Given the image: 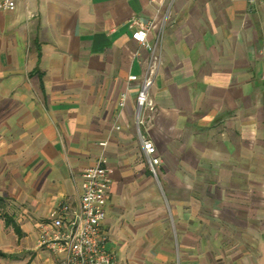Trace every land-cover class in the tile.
<instances>
[{
	"label": "crops",
	"instance_id": "crops-1",
	"mask_svg": "<svg viewBox=\"0 0 264 264\" xmlns=\"http://www.w3.org/2000/svg\"><path fill=\"white\" fill-rule=\"evenodd\" d=\"M166 9L157 113L142 129L162 159L156 178L129 79L148 50L131 22L160 23ZM104 151L103 230L118 264H264V0L0 9V264L56 263L38 246L40 226L78 206Z\"/></svg>",
	"mask_w": 264,
	"mask_h": 264
},
{
	"label": "built area",
	"instance_id": "built-area-1",
	"mask_svg": "<svg viewBox=\"0 0 264 264\" xmlns=\"http://www.w3.org/2000/svg\"><path fill=\"white\" fill-rule=\"evenodd\" d=\"M235 1V0H228ZM255 5L257 0H247ZM17 0H0V9L14 11ZM170 9H166L162 21L154 20L141 23L138 19L131 24L136 28L135 35L140 46L146 48L149 60L141 75H131L130 81L138 83L136 98V123L140 133L148 167L152 175L158 178L162 159L154 142L142 134V127L152 123L156 105L151 97V88L156 74L162 64L165 29L169 20ZM154 32L153 40L149 35ZM127 93H123L120 105L124 106ZM120 126H117L119 129ZM105 147L106 142H101ZM84 191L78 206L65 203L60 208V216L40 226L38 246L51 250L56 256L55 264H118L117 254L107 248L108 236L103 230L107 216V205L113 182V168L105 151L101 153L95 164L84 171Z\"/></svg>",
	"mask_w": 264,
	"mask_h": 264
},
{
	"label": "rangeland",
	"instance_id": "rangeland-1",
	"mask_svg": "<svg viewBox=\"0 0 264 264\" xmlns=\"http://www.w3.org/2000/svg\"><path fill=\"white\" fill-rule=\"evenodd\" d=\"M165 39V38H164ZM153 40V39H152ZM137 53H139L140 54V51H138ZM142 72L140 73V74H136V75H141L143 72H144V70H145V68H146V65H147V62H148V60H149V53L147 52V54H146V56H144L142 59ZM162 63H163V53H162ZM159 71V70H158ZM158 74V73H157ZM157 74H156V76H157ZM135 75V74H134ZM156 79V78H155ZM133 82V81H132ZM138 84V83H137ZM150 94H151V92H150ZM151 97H152V95H151ZM136 98H137V96H136ZM152 99H153V101L155 102V100H154V98L152 97ZM155 105H156V102H155ZM156 113H157V105H156V111H155V114H154V118H153V120L155 119V115H156ZM153 120H152V123H153ZM152 123H149V124H147V126L149 125H151ZM137 124V123H136ZM145 127H142V129H144ZM137 130H138V125H137ZM138 133H139V130H138ZM140 134V133H139ZM145 136V135H144Z\"/></svg>",
	"mask_w": 264,
	"mask_h": 264
}]
</instances>
